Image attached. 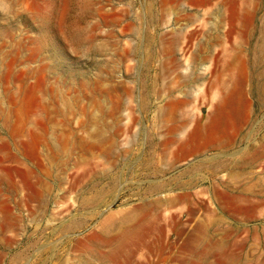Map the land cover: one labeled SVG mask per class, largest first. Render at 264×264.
<instances>
[{"label":"rangeland","instance_id":"obj_1","mask_svg":"<svg viewBox=\"0 0 264 264\" xmlns=\"http://www.w3.org/2000/svg\"><path fill=\"white\" fill-rule=\"evenodd\" d=\"M0 264H264V0H6Z\"/></svg>","mask_w":264,"mask_h":264},{"label":"clouds","instance_id":"obj_2","mask_svg":"<svg viewBox=\"0 0 264 264\" xmlns=\"http://www.w3.org/2000/svg\"><path fill=\"white\" fill-rule=\"evenodd\" d=\"M9 11L6 0H0V12L7 13Z\"/></svg>","mask_w":264,"mask_h":264},{"label":"bare ground","instance_id":"obj_3","mask_svg":"<svg viewBox=\"0 0 264 264\" xmlns=\"http://www.w3.org/2000/svg\"><path fill=\"white\" fill-rule=\"evenodd\" d=\"M263 60H264V58H263ZM262 85H260V88H261V90L264 92V81L261 83Z\"/></svg>","mask_w":264,"mask_h":264}]
</instances>
